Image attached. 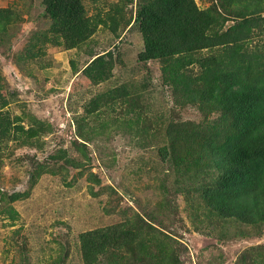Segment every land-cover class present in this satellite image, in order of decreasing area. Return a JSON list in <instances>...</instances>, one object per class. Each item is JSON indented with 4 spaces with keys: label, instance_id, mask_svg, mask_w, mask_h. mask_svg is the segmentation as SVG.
Returning <instances> with one entry per match:
<instances>
[{
    "label": "rangeland",
    "instance_id": "374dc122",
    "mask_svg": "<svg viewBox=\"0 0 264 264\" xmlns=\"http://www.w3.org/2000/svg\"><path fill=\"white\" fill-rule=\"evenodd\" d=\"M217 1L195 3L204 9ZM82 3L97 21L96 29L69 46L51 31L42 0H0L5 108L25 129L37 121L46 129L28 142L22 141L25 136L1 142L0 264H81V232L118 225L134 212L159 227L160 238L169 235L178 264H234L245 248L264 246V225L221 221L215 215V201L206 193L213 197L220 171L210 152L189 180H180L160 159L157 147L165 142L169 121L211 124L217 113L204 119L196 104L174 95L162 81L158 61L137 60L142 38L133 23L135 1ZM231 23L229 18L226 25ZM246 40L250 49L264 43V33ZM108 50L111 74L94 83L81 69ZM214 52L204 49L198 57ZM188 69L199 72L197 63ZM110 90L117 96L111 98ZM74 161L84 166L76 168ZM136 245L141 260L151 253L156 262L160 256L146 238ZM129 255L123 249L103 254L96 264H127Z\"/></svg>",
    "mask_w": 264,
    "mask_h": 264
},
{
    "label": "trees",
    "instance_id": "16d2710c",
    "mask_svg": "<svg viewBox=\"0 0 264 264\" xmlns=\"http://www.w3.org/2000/svg\"><path fill=\"white\" fill-rule=\"evenodd\" d=\"M134 1L133 23L142 38L137 60L143 64L158 61L162 81L171 85L174 95L196 104L204 119L212 112L217 113L211 124L169 121L164 130L165 142L157 147L160 159L169 163L180 180L183 177L189 180L199 161L210 152L213 167L220 171L212 184L213 197L206 193L215 201V215L221 221L228 218L229 222L261 227L264 225V43L249 49L246 39L264 33V15L259 14L264 11V0H218L204 9L197 7L195 0ZM42 4L52 20L51 31L63 37L69 46L86 40L96 29L97 21L86 14L82 0H42ZM229 18L233 23L226 25ZM204 49L215 52L198 57ZM107 58H111L109 50L89 60L81 72L94 83L106 80L113 65ZM194 63L199 66L197 74L188 69ZM4 89L0 82V150L1 142L9 138L25 136L22 141L28 142L35 133L46 130L39 121L29 123L25 129L18 122L20 118L5 108L8 95ZM114 91L108 93L111 98L117 96L112 95ZM72 165L84 166L76 161ZM89 176L96 179L94 173ZM160 232L159 227L137 212L118 225L85 230L78 236L81 264H96L103 254L114 255L122 249L130 253L127 264H140L144 260L146 264L166 261L178 264L177 254L170 249L171 238L167 234L160 238ZM139 238H146L160 252L157 263L152 261L151 253L141 260L136 245ZM262 250L264 246L260 245L245 248L234 264H264Z\"/></svg>",
    "mask_w": 264,
    "mask_h": 264
}]
</instances>
